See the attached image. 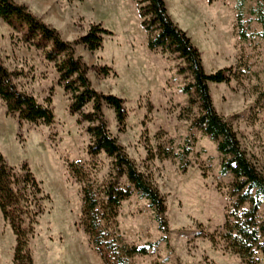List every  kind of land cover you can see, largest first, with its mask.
Masks as SVG:
<instances>
[{
    "label": "rangeland",
    "instance_id": "374dc122",
    "mask_svg": "<svg viewBox=\"0 0 264 264\" xmlns=\"http://www.w3.org/2000/svg\"><path fill=\"white\" fill-rule=\"evenodd\" d=\"M14 1L27 6L67 42L85 36L95 24L113 33L104 38L101 50L92 53L78 45L75 52L90 68L88 76L95 90L125 101L128 119L123 132L114 111L104 108L109 130L165 198V233L147 200L134 195L122 203L117 224L125 240L140 247L159 243L152 254L135 257L132 264H242L223 243L214 245L198 236L201 229L210 235L221 230L233 202L234 180L221 174L223 157L217 144L193 127L199 108L190 105L183 93L191 83L188 73H179L183 61L148 49L149 37L139 15L145 4L131 0ZM165 2L172 20L201 52L205 71L231 70L228 83L210 85L213 103L264 176V40L258 21L264 0H244L246 40L238 33L237 0ZM0 58L9 70L20 74L19 88L42 105L50 101L55 115L50 126L20 125L17 117L7 115L0 100V153L17 170L28 164L41 183L42 213L29 242L34 264H104L81 226L82 186L70 176L68 164L82 163L93 183L101 187L113 173V160L105 154L88 155V125L70 114V95L59 84L54 63L41 50L25 44L1 19ZM96 68H109L111 73L104 76ZM186 139L193 148L185 168L175 157L148 159V145L154 152L162 146L175 155ZM260 217L264 220V206ZM15 246V236L0 211V264H14Z\"/></svg>",
    "mask_w": 264,
    "mask_h": 264
},
{
    "label": "trees",
    "instance_id": "16d2710c",
    "mask_svg": "<svg viewBox=\"0 0 264 264\" xmlns=\"http://www.w3.org/2000/svg\"><path fill=\"white\" fill-rule=\"evenodd\" d=\"M131 1L145 4L139 8V15L141 26L149 37L148 49L151 52L161 50L183 61L184 67L179 73H188L191 77V83L183 88V93L189 96L190 105L197 104L199 108L193 127L217 144V150L223 157L221 174L230 175L234 180L231 192L233 202L221 230L210 235L201 229L198 236L209 238L214 245L223 243L225 250L239 256L242 264H263L264 220L260 212L264 206V176L248 158L232 125L217 112L210 90L211 84L228 83L231 70L222 69L212 74L205 71L201 52L188 34L172 20L165 0ZM244 3V0H237L236 4L237 28L242 40L247 39ZM263 10L262 7L258 21L262 25L261 37L264 40ZM0 19L18 33L25 44L41 50L45 59L54 63L59 84L70 95V114L78 115L79 122L88 125L87 133L91 137L88 155L95 158L105 154L113 160V173L101 187L93 183L82 163L68 164L70 176L82 186L81 226L90 244L104 264H132L135 257L152 254L159 243L140 247L125 240L117 224L119 209L134 195L147 200L156 213L160 231L165 233V198L109 130L104 108L107 106L114 111L118 129L123 132L128 119L125 101L95 90L88 76L90 68L75 52L78 45H84L92 53L97 52L103 48L104 38L113 36V33L101 24H95L85 36L75 42H67L59 31L14 0H0ZM96 70L104 76L111 73L109 68ZM18 76L20 74L9 70L0 58V100L7 115L17 117L20 125H53L55 115L51 102L42 105L34 96L22 91L16 83ZM88 107L91 110L86 112ZM192 148L193 143L189 139L175 155L162 146L154 152L148 145V159L175 157L185 168ZM41 196V183L29 165L24 164L17 170L9 166L0 153V211L16 239L14 264H34L29 242L35 235L37 218L42 213Z\"/></svg>",
    "mask_w": 264,
    "mask_h": 264
}]
</instances>
